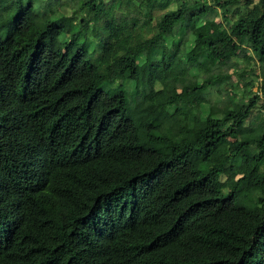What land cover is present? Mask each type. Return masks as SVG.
<instances>
[{
  "label": "trees",
  "instance_id": "trees-1",
  "mask_svg": "<svg viewBox=\"0 0 264 264\" xmlns=\"http://www.w3.org/2000/svg\"><path fill=\"white\" fill-rule=\"evenodd\" d=\"M253 1L0 0V264H264Z\"/></svg>",
  "mask_w": 264,
  "mask_h": 264
},
{
  "label": "rangeland",
  "instance_id": "rangeland-1",
  "mask_svg": "<svg viewBox=\"0 0 264 264\" xmlns=\"http://www.w3.org/2000/svg\"><path fill=\"white\" fill-rule=\"evenodd\" d=\"M255 2H256V0H254L250 6H246V7H243V8H244V9H247V10H254V9H256ZM241 3H242V2H241ZM229 15H230V14H229ZM238 16H240V15H238ZM238 16H236L234 19H236ZM234 19H233V20H234ZM184 38H185V39L183 40V43H184V49L187 50L188 54H192V52H194V50H195V47L192 46L191 37H190V36H185ZM166 44H167V42H165V41L162 42L161 39H159L156 48H158V49H162L163 46H165ZM182 48H183V46H182ZM170 50H172V48H171ZM168 51H169V49L166 50V52H168ZM238 61H240L242 68H245V69H247V68H248V69H249V68L255 69V73H256V74L259 72L258 68L256 67V66H257V62H255V60L245 61V60H243L242 58H239ZM224 68H225L226 70H228L229 73H232V71H235V70H236L235 68H232V67L230 68V67L227 66V65H224ZM242 68H241V69H238V72H241V71H242ZM220 74H221V72H216V71H215V72H213V73H212V72L209 73V76H210V75H220ZM148 80H149L148 66H147V65H142V66H140V72H139V83H140V84H144V83H146ZM191 80L194 82V78H192ZM239 88H240V90L242 89L241 86H240ZM252 89H253V90H256L257 87H256V86H253ZM133 95H134V97H133ZM132 97H133V100H136V99H135V97H136L135 94H132ZM132 97L129 98V99H130V104H129V105H130L131 108L133 107V104H131V103H133ZM257 105H258V108L255 109V110H257V111H255V112H259V118H258V120H263V121H264V97L260 96V97L258 98V100H257ZM250 119H252V121L254 120V121L256 122V119H255L254 117H250ZM207 161H209V159H208V160L200 161L199 164H198L199 167H201L202 169H205L206 166H207V164H208ZM232 179H233V178H229V180L226 181V183H225V182H221V183H219L217 186H218V187H222V186H225L227 183H228L229 185H231V184L234 183V182H233L234 179H233V180H232Z\"/></svg>",
  "mask_w": 264,
  "mask_h": 264
}]
</instances>
